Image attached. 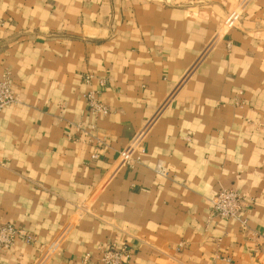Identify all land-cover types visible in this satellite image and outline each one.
Instances as JSON below:
<instances>
[{"label":"crops","instance_id":"crops-1","mask_svg":"<svg viewBox=\"0 0 264 264\" xmlns=\"http://www.w3.org/2000/svg\"><path fill=\"white\" fill-rule=\"evenodd\" d=\"M244 1L0 0L17 99L0 114V226L27 233L0 264H96L113 245L128 264H264V0L225 28ZM224 189L250 200L246 225L212 218Z\"/></svg>","mask_w":264,"mask_h":264},{"label":"built area","instance_id":"built-area-1","mask_svg":"<svg viewBox=\"0 0 264 264\" xmlns=\"http://www.w3.org/2000/svg\"><path fill=\"white\" fill-rule=\"evenodd\" d=\"M245 0L240 8L234 10L229 14L225 20V28L232 29L241 20L242 14L247 7ZM12 75L9 71L0 73V114L8 107L14 105L17 99L12 91ZM93 75H86L83 77L84 83L91 86L93 82ZM100 87L105 88L106 82L100 81ZM100 92H88L85 95V101L88 105L89 112L94 117H105L110 114V109L99 98ZM163 106L160 112L165 109ZM155 118L150 120L145 127L137 134L129 148L120 152V160L122 165L126 167H133L136 163L141 161L140 150L142 142L150 133L154 125ZM97 154L92 156L93 160H97ZM250 205V200L243 196L235 189H224L220 191L214 198L211 199V216L225 221L237 220L246 225V220L243 214ZM27 233L24 229L15 227L11 224L0 226V256L1 254L15 245L18 238H26ZM99 264H128L134 256V250L128 245L111 246L109 249H101ZM91 255H87L84 263H90Z\"/></svg>","mask_w":264,"mask_h":264},{"label":"rangeland","instance_id":"rangeland-1","mask_svg":"<svg viewBox=\"0 0 264 264\" xmlns=\"http://www.w3.org/2000/svg\"><path fill=\"white\" fill-rule=\"evenodd\" d=\"M22 229H23V228H22ZM25 231H26V230H25ZM98 261H99V259H98ZM98 261H97L96 264H99ZM92 262H93V260H91V262H90V263H87V264H92Z\"/></svg>","mask_w":264,"mask_h":264}]
</instances>
